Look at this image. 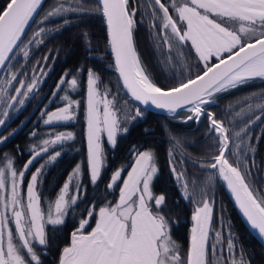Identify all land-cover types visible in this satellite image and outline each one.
I'll return each instance as SVG.
<instances>
[{"label":"snow or ice","instance_id":"1","mask_svg":"<svg viewBox=\"0 0 264 264\" xmlns=\"http://www.w3.org/2000/svg\"><path fill=\"white\" fill-rule=\"evenodd\" d=\"M41 2L6 0L0 12V69L9 70L8 76L0 81V127L6 124L9 109L23 106L38 85V77H31L29 83L21 79L27 75L23 69L19 72L10 70L11 61L17 55L16 50L19 49L23 57L28 58L29 45H41L42 38L51 31L43 26L50 18L64 16L66 25L69 23L66 18L69 13L98 14L105 21L115 68L123 87L135 101L143 105L151 104L175 115H179L178 110L183 111L187 113L180 121L184 124L192 122L198 127L207 118L206 137L215 141L216 152L206 160L192 161L189 158L188 162L194 167L198 164L201 170H215L204 183H211L215 174H218L231 190L250 227L264 237V195H259L248 182L252 175L251 167H255V164L253 162L249 166L246 158L249 152L253 155L255 152L251 146L249 130L255 121L264 117V93L248 98L245 107L235 113L236 117H241L242 113L249 116L238 131L226 127L224 121L209 110L217 103L219 94L235 89L250 79L264 78V0H183L182 3L172 0L167 6L162 0H150L154 7L151 13L153 23L149 31L155 34L159 30L154 38L158 48L161 42L168 46L169 62H180L183 49L189 42L198 61L203 62L201 71L168 89L157 86L141 65L133 35L138 23V8H130V0H96L91 11L86 10L80 0H69L67 6L61 3L37 22L40 26L25 43L26 29L34 20ZM169 7L173 9L174 15H170ZM230 22L238 24V28L230 26ZM174 50L178 54H174ZM212 59L217 62L210 64ZM47 60L46 55L41 69L47 65ZM97 81V75L89 69L86 81L87 164L93 184L101 175V134L106 133L107 141L114 146L117 134L127 132L126 127L121 129V121L116 112L110 110L112 101L108 100V93L104 94L102 100L97 99L100 95ZM65 85L75 89L78 85L77 77L71 73L62 75L56 85L57 91L52 95L56 96L59 91L65 90ZM9 89L15 94L10 95ZM62 99L66 101L65 106L50 113H42L47 115L45 124L74 118L73 104L78 105L79 102L72 101L68 95ZM142 115L137 108L135 117L131 119ZM231 115V111L226 113V116ZM230 123L234 128L235 121ZM168 131L173 136V148L179 149L181 140ZM14 134L10 133L9 136ZM32 135L35 136V132ZM8 138L0 136V144ZM72 138L73 134L68 132L56 134L54 139L43 140L30 150V159L22 169H17L14 159L7 154L0 157V264H40L35 247L47 246L46 223L53 227L63 224L71 205L76 204L77 197L74 195L68 198V193L70 183L73 182L76 191L80 190L79 165L68 178L69 182L64 183L54 202L55 215L51 204L47 213L42 211L41 198L37 192L46 164L54 162L61 155L60 151H55L54 155L49 154V148ZM45 154H49V160L31 174L24 189L26 173L34 161ZM180 155L181 159L176 161L170 150V170L181 184L183 197L194 199L197 194L196 181H193L190 192L186 171L177 169V163H185L182 150ZM130 167L120 188L119 201L115 205L99 207L98 213L94 206L87 211L88 219L81 218L79 227L72 233L70 246L63 248L60 264H245L243 259L237 261L234 258L235 239L230 233L226 238V249L221 232L214 234L215 242H209L208 225L213 208L204 188H200L201 200L191 217L194 224L191 228L190 247L182 259L178 245L171 239L169 221L162 214L165 196H155L150 187L158 172L154 154L151 151H137ZM120 178L121 170L115 171L107 188H113ZM93 217L95 227L85 233L84 229Z\"/></svg>","mask_w":264,"mask_h":264},{"label":"trees","instance_id":"2","mask_svg":"<svg viewBox=\"0 0 264 264\" xmlns=\"http://www.w3.org/2000/svg\"><path fill=\"white\" fill-rule=\"evenodd\" d=\"M66 1L46 0L24 40L26 41L37 29V22L41 19L49 5L56 3L64 4ZM80 2L86 10L91 11L96 0H80ZM5 3L6 0H0V12H2ZM64 19L46 21L44 25L47 29H51V31L43 37V43L38 48L32 49L33 53L24 67L22 65V58L14 65L15 70L23 67V70L27 73L38 62L39 65L43 63V58L47 55L48 60L45 67L50 68V73L37 93L29 99L26 106L15 118L12 119L14 110L10 111L8 117L11 121L8 122L7 127L0 133V136L9 137L0 146V157L7 154L8 157L13 158L14 166L17 169L23 168L26 161L30 159V150L43 140L52 139L56 134L62 132H71L73 134V138L63 147L64 154L53 164L44 178L40 195L42 211L47 213L50 204L53 207L59 191L77 165L80 166L79 179L81 187L77 192L75 186L72 185L70 196L75 195L77 200L76 204L71 205L69 211L64 216V223L55 227L46 223L47 246L42 247L37 245L35 248L40 264H60L63 248L71 244L72 233L79 227L81 218L88 219L87 211L91 210L94 206L95 211L98 212L99 207L108 204L115 205L119 201L121 183L116 182L111 189L107 188V185L111 182L110 177L114 172L129 163L131 158L130 153L136 149L151 151L154 154V164L158 172L152 181L151 189L155 196H165L162 214L169 221L171 239L178 245L179 252L183 257H186L189 247L190 229L192 227L191 217L196 204L192 200L185 202L181 198L180 190L170 170L168 153L170 150L169 143L172 141L173 136L170 135L168 130L181 140L179 152H176L177 156L182 150L184 156L187 158L198 161L206 160L216 152L215 141L206 137L208 120L202 121L197 127L192 122L184 124L178 121L180 120L178 119L179 117H184L180 113L176 117H167L144 111L132 104L124 95L114 70L113 61L108 50L107 30L104 19L98 14L78 15L75 13L67 17L69 23L66 25L64 24ZM89 69L93 70L97 75L102 87L108 89L118 101H127L131 106L139 108L143 113V116L132 124L129 131L117 139L113 148L107 144L104 145V166L95 184L90 181L87 164L86 81ZM66 73L76 76L78 85L75 89H72L69 85H65V90L59 91L48 111L53 110L60 101L61 104L59 105L66 104V101L62 97L68 95L72 101L79 102L78 105L73 104L75 110L74 120L66 124L42 127L40 120H37L34 109L39 104L40 108L37 111L40 114L41 110L53 96L52 93L57 90L56 85L58 81ZM155 84L163 89H168L177 83ZM262 93H264V79L250 80L235 89L219 94L217 103L213 104L209 110L214 112L217 118L223 120L226 127L230 128L231 119L235 117L236 112H240L241 108L245 107L248 98L258 97ZM42 97L44 100L40 105L39 101ZM229 111H231L232 115L226 116V113ZM27 119L29 120L26 125L17 131ZM145 129L149 131L146 132ZM14 131L15 134L9 136ZM33 132H35V136L32 135ZM255 133L258 135L253 138L255 141L257 140V150L255 157L252 158L253 160L250 163L254 162L256 166L251 169L252 175L248 178V182L258 193L263 195L264 119L255 128ZM178 159L180 160L179 157ZM207 170L211 171L210 169ZM212 172L215 173V171ZM216 176L217 181L212 185L211 202H213V217L209 242L211 243L213 240V218L218 212H215V208L218 207L217 210H222V224L230 226L235 237V244L245 254L249 264H264L263 246L245 227L238 212L231 203L218 174ZM94 224L95 217L90 219V225L93 226Z\"/></svg>","mask_w":264,"mask_h":264},{"label":"rangeland","instance_id":"3","mask_svg":"<svg viewBox=\"0 0 264 264\" xmlns=\"http://www.w3.org/2000/svg\"><path fill=\"white\" fill-rule=\"evenodd\" d=\"M68 2H69V0H67L66 2H64V4H65V6H67V4H68ZM179 2H183V0H179ZM59 4H61V3H59ZM59 4H51V5H49V7H47L46 8V10H45V12H44V14H43V16L42 17H44L49 11H51V10H53L55 7H57ZM71 14H74V13H69V14H67V17L69 16V15H71ZM41 17V18H42ZM66 17V18H67ZM62 18H65L64 16H57V17H53V18H50V19H48V20H46V21H54V20H58V19H62ZM45 21V22H46ZM40 25H38L37 24V28L39 27ZM44 27H46L45 25H43ZM230 26H233V27H238V24H235L234 22H230ZM47 28V27H46ZM33 36V33L29 36V38H31ZM28 38V39H29ZM28 39L25 41V43H27V41H28ZM43 39V38H42ZM36 49V48H38V46H36L35 44H33V45H29V48H28V51H29V57L28 58H25V57H23V53L18 49L17 50V55H16V57L13 59V61H12V67H11V71H13V72H19V71H21V69H23V67L26 65V63L28 62V60H29V58H30V56L32 55V53H33V51H32V49ZM225 55H227V54H225ZM23 59V67L22 68H19V69H17V70H15L14 69V65H16V63L18 62V60L19 59ZM44 64V62L43 63H41L40 65L39 64H36V65H34L28 72H27V75L26 76H23V77H21V79H24L25 81H27V82H31V77H33V76H36V77H38V85H37V88L36 89H34V91H33V93H31V94H29V97L25 100V103H24V105L23 106H20V105H17L16 106V108L15 109H9V113H10V111L11 110H14V116L12 117V119L13 118H15L17 115H18V113L26 106V104L28 103V101H29V99H31L36 93H37V91H38V89L41 87V85L45 82V80L47 79V77H48V75H49V73H50V68H46V67H43L42 69H41V65H43ZM35 68V71H33V69ZM41 72L43 73V74H41ZM8 74H9V70L7 69L5 72H3V74L1 75V77H0V81H2V80H4L7 76H8ZM97 87H98V91H99V93H100V95H98L97 96V99L98 100H102L103 98H104V94L107 92L108 93V96H107V98H108V100L109 101H112V105H111V108H110V110H113V111H115L116 112V116H117V118L121 121V129H123V128H127V132L129 131V129H130V127L132 126V124H134L137 120H139L141 117H136L135 119H131V117H135V111H136V107H133V106H131L129 103H125V101L124 102H121V101H118L117 100V98L114 96V95H112L111 94V92L108 90V89H106V88H103L102 87V85L100 84V81H99V79H98V81H97ZM57 91V90H56ZM55 91V92H56ZM9 93H10V95H14L15 93H12L11 91H10V89H9ZM54 98H55V96H52L51 98H50V100L48 101V103L44 106V108L41 110V112H40V114H38V109L40 108L39 107V104L36 106V108L34 109V112L36 113V116H37V120H40V124H41V126L43 127H45V126H54V125H58V124H66V123H70V122H72L73 120H74V118L72 119V120H68V121H59V122H53V123H51V124H45L44 123V121L47 119V115L45 114V115H42V113H50V112H53V111H55L57 108H59V107H63V106H65V104H63V105H59V104H61V101L59 102V103H57V106L53 109V110H51V111H48V109H49V107H50V105H51V103L53 102V100H54ZM43 97H42V99L39 101L40 102V105H41V103L43 102ZM73 109H74V106H73ZM100 110H101V113L103 112V104L101 103L100 104ZM86 111H87V90H86ZM142 112V111H141ZM143 114V113H142ZM181 115H184V116H186L187 115V113H185V112H181L180 113ZM73 115H74V117H75V110H74V113H73ZM235 116V115H234ZM245 117H248V115H246V114H243L242 113V115H241V117H234V118H232L231 119V121H235V126H234V128H233V124L232 123H230V128L232 129V130H234V131H238L239 130V128L240 127H242L243 126V123L244 122H246L248 119H249V117L247 118V119H244ZM264 119V117H262V119L261 120H258V121H255L252 125H251V128H250V130H249V135L251 136V146L255 149V152H254V155L251 153V152H249V154H248V157H246L247 159H248V163H249V166H251L253 163L251 162L250 163V161H252L253 159L252 158H254L255 157V155H256V150H257V148H256V142H257V140L255 141L253 138H254V136L256 137V136H258L256 133H255V128L256 127H258V125L262 122V120ZM29 119H27V120H25L24 122H23V124L21 125V127L20 128H18L17 129V131L18 130H20L21 128H23L25 125H26V123H27V121H28ZM9 121H11V119L9 120V117L6 119V124L3 126V127H0V133L5 129V127H7V124H8V122ZM87 121V120H86ZM16 131V132H17ZM126 132V133H127ZM14 133H15V131H14ZM62 133H67V132H62ZM125 132H123V131H121V132H119L118 134H117V139L120 137V136H122V135H125L126 134ZM60 134V133H59ZM259 134H260V131H259ZM260 136V135H259ZM55 138V137H54ZM54 138H52V139H54ZM175 138H177V136L175 137ZM259 138V137H258ZM117 139H116V141H117ZM69 141V140H68ZM68 141H64V142H61V143H58V144H55V145H52L50 148H49V154H52V155H54L55 154V151H60L61 152V155L54 161V162H49V163H47L46 164V161H48L49 160V154H45V155H43V156H41V157H38L35 161H34V163H33V165L30 167V169H29V171L26 173V175H25V178H24V189H26V186H27V182H28V180H30V176H31V174L32 173H34L35 171H36V169L37 168H39L42 164H46V167L43 169V172H42V175H41V177H40V182H39V184H38V188H37V192H38V195L40 196L41 195V189H42V186H43V181H44V178L46 177V174H47V172H48V170L53 166V164L64 154V149H63V147L65 146V144L68 142ZM5 143V142H4ZM4 143H2V144H0V146H2ZM100 144H101V150H102V154H103V162H102V168H101V171H102V169H103V166H104V145L105 144H107L109 147H111V148H113L114 146L113 145H111L108 141H107V136H106V133H102L101 134V140H100ZM87 147H88V142H87ZM169 149L170 150H172L173 151V154H174V156H175V160L176 161H179V159H178V157L181 159V155L180 154H178V156H177V154H176V152L178 153L179 152V150L178 149H174L173 148V143H172V141L169 143ZM170 150H169V152H170ZM137 151H142L141 149H136L135 151H133V152H131L130 154H131V158H130V161H129V163L128 164H126V165H124V166H122V167H120L118 170H121V178L117 181V183L118 182H120L121 183V187L123 186V180L124 179H126L127 178V173L131 170V165L133 164V162H134V159H135V155H136V152ZM168 156H169V153H168ZM169 159H170V156H169ZM184 159H185V163H183V164H180V163H177V169H178V171L179 170H181V169H183V170H185L186 171V173H187V179H188V182H189V191L191 192L192 191V189H193V181L195 180L196 181V185H197V187H196V196H195V198L194 199H185L184 197H183V195H182V193H183V189H182V187H181V184L180 183H178L177 181H176V178H175V176H174V180H175V183L177 184V186H178V188H179V190H180V196H181V198L185 201V202H190L191 200L192 201H194V203L196 204V206H198V202L201 200V196H200V194H199V192H200V188H204V190H205V192L207 193V196H208V198H209V201H210V203L213 205V202H211V196H212V185L217 181V176H216V174H215V176H214V179H213V181L211 182V183H209V184H205L204 183V181H206L207 180V176L209 175V174H214V172H212V171H209V170H207V169H204V170H201L200 168H199V165L197 164V166H193V164L192 163H190V162H188V159L189 158H187L186 156H184ZM234 159V158H233ZM192 161H198V160H196V159H191ZM189 165H188V164ZM190 165H191V167H190ZM255 166H256V164H255ZM189 167H190V169H189ZM252 168H254V167H251V169ZM73 174V172L70 174V176ZM69 176V177H70ZM68 177V178H69ZM155 177V176H154ZM263 177H264V173H263ZM154 179V178H153ZM66 182H69V180H67ZM65 182V183H66ZM151 184H152V182H151ZM72 185L73 186H75V183L73 182V183H70V188H69V193H68V198H70L71 196V190H72ZM150 187H151V185H150ZM62 189V188H61ZM152 190V189H151ZM61 191V190H60ZM60 191H59V193H60ZM209 192H210V194H209ZM58 193V194H59ZM259 195H261L260 193H259ZM263 195H264V190H263ZM57 198H58V196H57ZM56 198V199H57ZM53 215H55V213H54V205H53ZM218 208V207H217ZM217 208H215V212L216 211H218L217 212V214H216V216L213 218L214 220H213V222H214V230H213V240H212V242H215V237H214V234L215 233H217V232H221L222 233V238H224V248L226 249V247H227V237L229 236V233L234 237V234L232 233V229L230 228V226H225V225H223L222 224V217H221V214H222V210L221 209H219V210H217ZM41 209H42V207H41ZM98 213V212H97ZM228 223V222H227ZM12 227L14 228V225H12ZM95 227V224L93 225V226H91L90 225V220H89V225H87L86 227H85V229H84V231H85V233H87V232H90L91 230H92V228H94ZM77 230V229H76ZM75 230V231H76ZM72 239V238H71ZM234 239H235V237H234ZM211 242V243H212ZM37 246V245H36ZM39 246V245H38ZM70 246V245H69ZM36 248V247H35ZM181 253L179 252V255H180ZM181 256V258L183 259V258H185V257H183V255L181 254L180 255ZM209 256H211V250H210V253H209ZM234 258L237 260V261H240L241 259H243V261L245 262V264H249V261H248V259L246 258V256H245V254L241 251V250H239L238 249V247L236 246V244H235V249H234Z\"/></svg>","mask_w":264,"mask_h":264},{"label":"flooded vegetation","instance_id":"4","mask_svg":"<svg viewBox=\"0 0 264 264\" xmlns=\"http://www.w3.org/2000/svg\"><path fill=\"white\" fill-rule=\"evenodd\" d=\"M171 2L172 0H162V3H165L166 6L170 5ZM129 6L130 8H138L136 13L138 23L135 25L133 33L134 45L142 67L155 83H179L182 79L194 76L203 68V62L198 61L194 49L190 46V42L183 49V57L180 62H169L167 45H163L161 42V46L157 47L154 37L158 35L159 30L157 29L155 34H150L149 31V26L153 23L151 13L152 7H154L150 0H130ZM169 13L174 15L171 7H169ZM142 16L143 20H141ZM155 22L159 23V21ZM174 54H178V51L174 50ZM216 62L215 59L209 61L210 64ZM178 119H180L178 121H181L183 118L179 117ZM206 119L204 118L202 121Z\"/></svg>","mask_w":264,"mask_h":264},{"label":"water","instance_id":"5","mask_svg":"<svg viewBox=\"0 0 264 264\" xmlns=\"http://www.w3.org/2000/svg\"><path fill=\"white\" fill-rule=\"evenodd\" d=\"M45 1H46V0H42L41 5H40L39 8H38L37 14H36L35 17H34V20L30 23V26L26 29V34H27V32L29 31V29H30V27L32 26V24H33V22L35 21V19L37 18V16H38V14H39V12H40L42 6L44 5ZM104 23H105V21H104ZM105 26H106V24H105ZM106 30H107V27H106ZM26 34H25V36H26ZM25 36H24V38H25ZM107 39H108V50H109V53H110L111 58H112V61H113L114 70H115V72H116V75H117V78H118V80H119L120 86H121V88H122V90H123V93H124V95L128 98V100H129L132 104L138 106L139 108H141V109L144 110V111H148V112H152V113L160 114V115L167 116V117H176L177 115L172 114V113H168L166 110L157 109L155 106H153V105H151V104H149V105H143V104H140L139 102L135 101V100L131 97V95H130V94L127 92V90L123 87L122 79L119 77V73L117 72V70H116V68H115L114 55H113V53L111 52V48H110V44H109L108 30H107ZM134 46H135V45H134ZM16 51H17V50H16ZM4 70H5V69H0V77H1V75L3 74ZM256 79H264V78H253V79H250V80H256ZM250 80H249V81H250ZM178 112L181 113L182 111H179V110H178ZM210 170H211V169H210ZM211 171H215V170H211ZM219 179H220V181L222 182L223 187H224V189H225V191H226V193H227V195H228V197H229L231 203L233 204V206L235 207L236 211L238 212V214H239V216H240V218H241L243 224H244L245 227L248 229V231L251 233V235H252V236H253V237H254V238H255V239H256V240H257V241L263 246V248H264V237H261V236L258 234V230H253V229L250 227V225H249V223H248L246 217H244L242 211L240 210L238 204L236 203L234 195L232 194L231 190L227 187L226 182L223 181L221 178H219ZM196 207H197V206H195V208H196ZM212 207H213V206H212ZM194 211H195V209H194ZM193 213H194V212H193ZM192 215H193V214H192ZM212 217H213V211H212V215H211V218H210V224L208 225L209 235H210V229H211V224H212ZM193 224H194V222L192 221V226H193ZM191 228H192V227H191ZM190 238H191V229H190V237H189V247H190ZM189 247H188V250H189Z\"/></svg>","mask_w":264,"mask_h":264}]
</instances>
